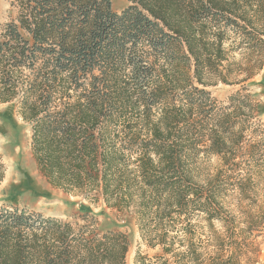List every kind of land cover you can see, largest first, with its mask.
I'll use <instances>...</instances> for the list:
<instances>
[{"label":"trees","instance_id":"1","mask_svg":"<svg viewBox=\"0 0 264 264\" xmlns=\"http://www.w3.org/2000/svg\"><path fill=\"white\" fill-rule=\"evenodd\" d=\"M127 2L117 12L112 0H12L0 104L30 126L54 189L134 211L143 242L160 248L138 251L135 264H260L264 207L228 210L222 173L203 185L192 165L232 154L224 138L250 107L244 85L264 69V0ZM235 50L252 62H231ZM219 84L241 86L227 105L207 90ZM256 144L246 145L250 163ZM80 220L0 208V264H126L125 233Z\"/></svg>","mask_w":264,"mask_h":264},{"label":"rangeland","instance_id":"2","mask_svg":"<svg viewBox=\"0 0 264 264\" xmlns=\"http://www.w3.org/2000/svg\"><path fill=\"white\" fill-rule=\"evenodd\" d=\"M12 0H0V31L7 23L17 17L11 6ZM115 11L120 12L128 6L127 0H112ZM230 61L250 64L251 57L245 51H232ZM251 95L250 107L243 110L234 120L240 122L234 130V138H224L227 150L232 154L222 156L201 154L192 165L197 183L205 185L221 172L224 190L228 195L224 205L239 215L240 207L248 208L257 203L264 207V69L244 85ZM241 86L219 84L207 88L219 104H228V99ZM31 128L17 115L13 104H0V155L5 166V179L0 185V208H18L43 218H51L74 224L75 228L86 222L81 216L97 221L98 232L120 231L128 236L130 242L126 264H135V257L141 254L153 258L160 248H150L143 242L134 211L122 214L109 207L102 199L99 201L73 197L54 189L38 171L31 150ZM256 144V163H250L246 145ZM209 143V142H207ZM247 192L252 202H241V194ZM221 230L220 224H215ZM205 230L207 224L203 223ZM261 242L260 264H264V238Z\"/></svg>","mask_w":264,"mask_h":264}]
</instances>
